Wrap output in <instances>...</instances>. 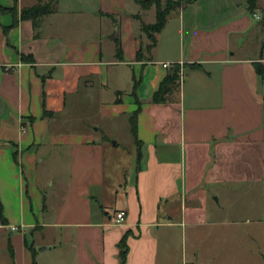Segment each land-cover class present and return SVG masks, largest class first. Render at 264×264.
<instances>
[{"label":"crops","instance_id":"0c3cea01","mask_svg":"<svg viewBox=\"0 0 264 264\" xmlns=\"http://www.w3.org/2000/svg\"><path fill=\"white\" fill-rule=\"evenodd\" d=\"M45 1L18 0L16 26L0 10V264H121L127 231L125 264H170L184 220L222 223L208 221L211 195L264 189V56L244 53L259 19L247 0H195L149 49L155 7L56 0L21 17ZM109 122L132 135L127 168L106 160L119 145ZM260 253L264 264V238Z\"/></svg>","mask_w":264,"mask_h":264},{"label":"rangeland","instance_id":"374dc122","mask_svg":"<svg viewBox=\"0 0 264 264\" xmlns=\"http://www.w3.org/2000/svg\"><path fill=\"white\" fill-rule=\"evenodd\" d=\"M161 1L165 7L168 0ZM172 1L179 2V0ZM256 1L258 10L255 12V17L259 16L258 21L263 32L261 35L257 34L258 40H247L244 53L255 55L258 49L257 56H264V0ZM149 7L156 8V5L151 4L146 8ZM155 22L156 20L145 24ZM144 34L147 35L146 32ZM108 125L116 132L112 142L118 141L119 145L116 150L107 151L106 160L110 166H113L115 160L114 163H119L121 169L127 168L131 156L129 150H133L132 135L128 134L119 123L109 122ZM60 174L56 172V175ZM242 190L247 192L241 193ZM97 207H100L99 204ZM208 207V221L220 220L222 223L208 224L201 220L192 225L191 222L186 224L184 220L182 227L171 234L174 236V245L168 252L167 261L170 264H180L182 261L184 264L195 261L200 264H263L260 250L262 251L264 224L259 221H264V189L231 188L220 195L215 193L211 195ZM174 209L179 216L180 204Z\"/></svg>","mask_w":264,"mask_h":264},{"label":"trees","instance_id":"16d2710c","mask_svg":"<svg viewBox=\"0 0 264 264\" xmlns=\"http://www.w3.org/2000/svg\"><path fill=\"white\" fill-rule=\"evenodd\" d=\"M135 1L143 7H148L151 4L156 5V10H157L156 22L153 24H145L144 23L143 27H142L143 31L146 32V34L148 35V37L151 41L150 44L148 45V48L150 49V48L154 47V45L156 44V34L164 28V26L167 22V18L169 16V14L171 13V11L178 8V7L192 3L195 0H179V2L178 1L173 2L172 0H168L165 7H163L161 0H135ZM54 2H56V0H53L52 2L50 1L48 3H39V4H36L34 6H31V7L23 8L21 11V17L23 19H33L36 22L44 14H47V13H49L55 9ZM248 2H249L250 13H252V14L255 13L256 10L258 9L257 1L256 0H249ZM17 3H18V0H16L15 5L11 6V7H7V6L0 4V10L1 11L10 12V13L14 14L15 19H14L12 26H16L18 24V20L16 18ZM5 30H7V28H5ZM150 30H152V31H150ZM23 58H28V57L23 56ZM138 58H141L140 52H139ZM255 65L257 67L259 74H262L263 68H262L261 64L259 62H255ZM180 78H181L180 67L177 65L173 69L172 73L164 79V81L161 84L160 89L154 94V100L157 102H161L163 100L162 94H163L164 90L168 87V85H166V84H169L171 82H176ZM118 100H120V99H118ZM140 110H141V105L139 102V107L134 112L133 117H132V126H133V131L135 134H137V116H138V113ZM141 156H142V154L140 151L139 157H138L139 161L141 159ZM1 214H2V202L0 200V215ZM130 234H131V231H127V233L124 235L123 239L119 243L121 264H125L126 259H127L128 250H129V246L127 243V237Z\"/></svg>","mask_w":264,"mask_h":264},{"label":"built area","instance_id":"2783aa9c","mask_svg":"<svg viewBox=\"0 0 264 264\" xmlns=\"http://www.w3.org/2000/svg\"><path fill=\"white\" fill-rule=\"evenodd\" d=\"M257 18H259V16H257ZM173 65H174L173 63H164V66H165V67H172ZM180 67H182V63H180ZM180 74H181V77H182V74H183L182 69H181V71H180ZM114 217H115V222H116L117 224H120V223H122L123 220L125 219V212L122 211V210H116V211L114 212ZM12 229H13V230H17V229H19V227L14 226Z\"/></svg>","mask_w":264,"mask_h":264},{"label":"water","instance_id":"95a60500","mask_svg":"<svg viewBox=\"0 0 264 264\" xmlns=\"http://www.w3.org/2000/svg\"><path fill=\"white\" fill-rule=\"evenodd\" d=\"M116 34H117V29L115 30L114 36H116ZM187 264H196V263H194V262H189V263H187Z\"/></svg>","mask_w":264,"mask_h":264}]
</instances>
